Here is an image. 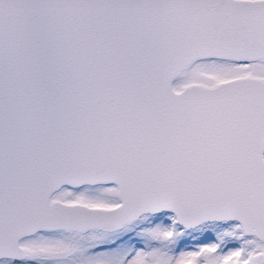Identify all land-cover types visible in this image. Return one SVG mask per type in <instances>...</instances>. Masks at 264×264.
<instances>
[{"label":"snow or ice","instance_id":"snow-or-ice-1","mask_svg":"<svg viewBox=\"0 0 264 264\" xmlns=\"http://www.w3.org/2000/svg\"><path fill=\"white\" fill-rule=\"evenodd\" d=\"M0 264H264V0H0Z\"/></svg>","mask_w":264,"mask_h":264}]
</instances>
